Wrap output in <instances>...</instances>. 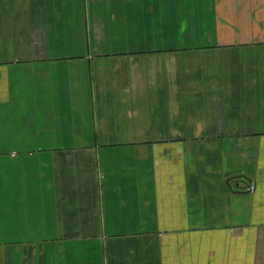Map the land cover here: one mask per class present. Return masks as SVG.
Masks as SVG:
<instances>
[{
  "label": "crops",
  "instance_id": "crops-1",
  "mask_svg": "<svg viewBox=\"0 0 264 264\" xmlns=\"http://www.w3.org/2000/svg\"><path fill=\"white\" fill-rule=\"evenodd\" d=\"M0 264H264V0H0Z\"/></svg>",
  "mask_w": 264,
  "mask_h": 264
},
{
  "label": "built area",
  "instance_id": "built-area-1",
  "mask_svg": "<svg viewBox=\"0 0 264 264\" xmlns=\"http://www.w3.org/2000/svg\"><path fill=\"white\" fill-rule=\"evenodd\" d=\"M252 189H253V187H250V188H249V190H252Z\"/></svg>",
  "mask_w": 264,
  "mask_h": 264
}]
</instances>
